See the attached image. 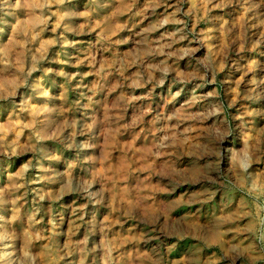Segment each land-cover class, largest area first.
Segmentation results:
<instances>
[{"label": "rangeland", "instance_id": "1", "mask_svg": "<svg viewBox=\"0 0 264 264\" xmlns=\"http://www.w3.org/2000/svg\"><path fill=\"white\" fill-rule=\"evenodd\" d=\"M0 264H264V0H0Z\"/></svg>", "mask_w": 264, "mask_h": 264}]
</instances>
